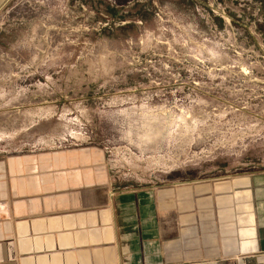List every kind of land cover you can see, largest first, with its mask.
I'll use <instances>...</instances> for the list:
<instances>
[{"label":"rangeland","instance_id":"obj_1","mask_svg":"<svg viewBox=\"0 0 264 264\" xmlns=\"http://www.w3.org/2000/svg\"><path fill=\"white\" fill-rule=\"evenodd\" d=\"M95 146L118 175L264 167V0H10L0 156Z\"/></svg>","mask_w":264,"mask_h":264},{"label":"crops","instance_id":"obj_2","mask_svg":"<svg viewBox=\"0 0 264 264\" xmlns=\"http://www.w3.org/2000/svg\"><path fill=\"white\" fill-rule=\"evenodd\" d=\"M0 264H264V167L143 182L95 146L0 156Z\"/></svg>","mask_w":264,"mask_h":264}]
</instances>
